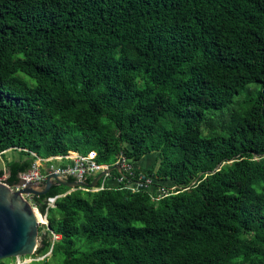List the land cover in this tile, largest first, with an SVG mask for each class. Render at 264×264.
Wrapping results in <instances>:
<instances>
[{"label": "trees", "instance_id": "1", "mask_svg": "<svg viewBox=\"0 0 264 264\" xmlns=\"http://www.w3.org/2000/svg\"><path fill=\"white\" fill-rule=\"evenodd\" d=\"M10 150L11 186L38 157L70 152L133 168L101 191L32 198L49 220L35 258L264 264V0H0V156ZM139 180L165 190L134 191Z\"/></svg>", "mask_w": 264, "mask_h": 264}, {"label": "water", "instance_id": "2", "mask_svg": "<svg viewBox=\"0 0 264 264\" xmlns=\"http://www.w3.org/2000/svg\"><path fill=\"white\" fill-rule=\"evenodd\" d=\"M114 170L121 173L120 167L115 165L99 173L92 183L72 181L69 176L56 172L41 184L27 183L20 178L16 185L11 186L0 180V261L32 256L41 243L37 212L24 196H44L58 185L71 191L97 188L105 175Z\"/></svg>", "mask_w": 264, "mask_h": 264}, {"label": "built area", "instance_id": "3", "mask_svg": "<svg viewBox=\"0 0 264 264\" xmlns=\"http://www.w3.org/2000/svg\"><path fill=\"white\" fill-rule=\"evenodd\" d=\"M36 156V155H35ZM97 159V153L95 151L90 152L87 156H81L78 153L75 152H70L67 156H54V157H49L46 159L42 158H37V161L33 168L28 171L25 174H22L20 178L24 179L27 183H44L47 178L49 177L50 174L56 172V173H61L64 175H67L69 177H73L75 181H86L87 179L97 176L99 173L102 171L108 170L111 168L109 165H100L96 161ZM60 162L62 163L63 161H68V165H63V166H55V165H50V163L53 162ZM115 165H118L120 167L121 174H123L120 178L118 179H112L111 178V173L105 175L103 178V185L101 187L93 188L90 189L93 192L101 191L106 188V184H108V180H113L116 184H120L124 181V178L126 177V174L124 172H129L131 171L132 165L123 157L119 158L117 163ZM148 186L140 182L134 183V191L143 189V188H148L149 185L151 184V181H147ZM19 188H16L18 190ZM83 190H88V189H83ZM30 203L33 205V208L39 213V209L33 204L32 198L29 196H24ZM57 198H51L48 200L49 206H52V203H55ZM52 204V205H51ZM38 223L39 226L45 227L48 229L49 227V220L48 216L45 214V216H39L38 215ZM54 240H57L60 238L58 235L53 234ZM45 257H41L40 260H42ZM15 263H10V264H27L26 262L22 261V258H18L15 260ZM34 261H39V260H34ZM33 261V262H34Z\"/></svg>", "mask_w": 264, "mask_h": 264}, {"label": "rangeland", "instance_id": "4", "mask_svg": "<svg viewBox=\"0 0 264 264\" xmlns=\"http://www.w3.org/2000/svg\"><path fill=\"white\" fill-rule=\"evenodd\" d=\"M223 112H224V110H223ZM5 155H6L5 158L0 156V170H4V171H5V176H4V177H0V180H2V181H5V178L8 176L7 163H8L9 161L13 160V158H14L13 152H12L11 150L8 151ZM145 158H149V159H147V160L144 161ZM145 158L142 160V162L144 161V162H146V163H149L148 166H149V168H151V163H152V165H154V164L156 163V160H157V154H156V153H155V154H151L150 156H147V157H145ZM109 181H110V179L108 180V182H109ZM148 189H150L151 191L158 192V194H161V193H160V190H165V188H155L152 184L149 185ZM156 189H157V190H156ZM52 204H53V205H52ZM52 204H51L52 206H50V207H54V206H55V203H52ZM55 214H56L57 218L60 219V215L58 214V212H55ZM38 215H39V216H45V214L43 215L40 211H39V213L37 214V217H38ZM46 215H47V214H46ZM44 228H45V227H44ZM45 229H46V228H45ZM43 231H46V230L43 229ZM57 240H59V238H58ZM97 245H98V244H96V246H97ZM42 257H45V258L47 257V258L51 261L52 264H58L57 261L54 260V258H52L50 252L47 253L45 256H42ZM21 258H22V261L26 262L27 264H32V262H33L34 260H39V261H40V258H41V257H36V258H35V256L32 255V256L21 257ZM45 258H44V259H45ZM15 262H16L15 260H12L10 263H15ZM59 264H61L60 261H59Z\"/></svg>", "mask_w": 264, "mask_h": 264}, {"label": "crops", "instance_id": "5", "mask_svg": "<svg viewBox=\"0 0 264 264\" xmlns=\"http://www.w3.org/2000/svg\"><path fill=\"white\" fill-rule=\"evenodd\" d=\"M147 159H149V158H145L144 159V161L145 160H147ZM139 162V163H137L136 165L138 166V167H140V168H142V169H148L149 168V166H148V164L149 163H146V162ZM154 165H152V163H151V167H153ZM110 185H112V186H114V185H116V183L113 181V180H110L109 182H108Z\"/></svg>", "mask_w": 264, "mask_h": 264}]
</instances>
